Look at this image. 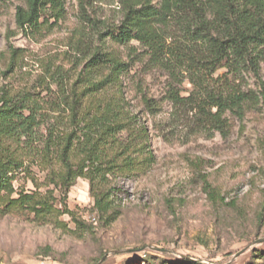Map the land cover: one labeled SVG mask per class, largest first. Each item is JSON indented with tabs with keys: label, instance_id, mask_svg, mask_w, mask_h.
Segmentation results:
<instances>
[{
	"label": "rangeland",
	"instance_id": "obj_1",
	"mask_svg": "<svg viewBox=\"0 0 264 264\" xmlns=\"http://www.w3.org/2000/svg\"><path fill=\"white\" fill-rule=\"evenodd\" d=\"M26 1L0 0V96L28 94L43 132L80 134L71 105L96 106L95 82L116 76L109 63L90 64L103 51L125 62L121 93L106 96L123 98L146 128L150 161L138 173L69 185L46 177L53 164H42L36 142L0 195V264H264V59L260 77L246 70L238 80L243 114L226 113L216 129L171 102L173 80L184 95L193 89L181 74L175 80L136 39L102 37L124 16V0H58L29 33L16 23ZM5 142L21 157V144ZM98 193L113 200L106 215L95 206Z\"/></svg>",
	"mask_w": 264,
	"mask_h": 264
},
{
	"label": "trees",
	"instance_id": "obj_2",
	"mask_svg": "<svg viewBox=\"0 0 264 264\" xmlns=\"http://www.w3.org/2000/svg\"><path fill=\"white\" fill-rule=\"evenodd\" d=\"M58 2L27 0L26 6L17 7L18 27L26 33L33 32L48 5L58 6ZM123 2L124 16L118 24L101 32L102 37L122 44L136 39L150 49L154 60L171 71L175 80L178 73L187 79L193 88L187 95L178 80L168 84L167 93L176 108L191 106L222 130L226 113L243 114L247 94L238 80L246 70L260 77V60L264 59V0ZM107 63L116 76L109 74L95 82L94 89L102 92L99 104L83 107L80 100L70 107L69 120L80 134L76 129L69 134L55 132L53 128L43 132L40 116L31 108L28 94L4 90L0 96V195L24 166L23 156L33 151L38 141L42 164H48V168L53 164L46 177L64 178L68 184L79 177L105 182L146 169L150 161L145 151L146 128L124 107L123 98L106 96L111 88L121 93L117 83L127 69L125 62L100 50L90 61L93 66ZM222 69L225 72L217 75ZM260 83L264 98V80ZM9 139L22 145L21 157L9 152L10 144H5ZM95 206L106 215L113 208V200L109 194L98 193Z\"/></svg>",
	"mask_w": 264,
	"mask_h": 264
}]
</instances>
